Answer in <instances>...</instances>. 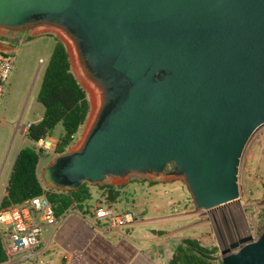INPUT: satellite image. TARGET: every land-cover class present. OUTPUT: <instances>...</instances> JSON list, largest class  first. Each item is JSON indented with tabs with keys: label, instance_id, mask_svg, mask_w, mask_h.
<instances>
[{
	"label": "water",
	"instance_id": "water-1",
	"mask_svg": "<svg viewBox=\"0 0 264 264\" xmlns=\"http://www.w3.org/2000/svg\"><path fill=\"white\" fill-rule=\"evenodd\" d=\"M0 28L56 33L72 65L69 38L99 92L98 102L78 80L92 117L80 145L43 168L45 186L138 173L185 179L200 209L239 198L241 155L264 125V0H0ZM0 51L14 47L0 41ZM220 254L264 264V230Z\"/></svg>",
	"mask_w": 264,
	"mask_h": 264
},
{
	"label": "rangeland",
	"instance_id": "rangeland-1",
	"mask_svg": "<svg viewBox=\"0 0 264 264\" xmlns=\"http://www.w3.org/2000/svg\"><path fill=\"white\" fill-rule=\"evenodd\" d=\"M44 31L38 28L19 33L0 28V33L16 37L18 42L12 51L14 68L0 103V200L18 151L32 144L26 137L27 124L37 122L44 113V106L37 100V95L57 37L54 32ZM72 71L81 81L74 63ZM91 117L89 112L67 151L80 145ZM63 133L64 127L58 124L52 137L58 140ZM57 155L53 151L41 157L39 174ZM237 176L239 198L206 210L196 206L185 179H158L153 175L133 173L129 179L117 184L121 186L122 194L114 208L134 211L138 220L142 219L132 225L130 232L159 250L160 264H167L176 244L184 237H196L206 246H217L221 257L220 250L230 243L244 236L258 239L264 230V125L258 127L248 140ZM89 187L94 198L87 200L84 208L87 205L95 208L104 200H100L99 187L91 184Z\"/></svg>",
	"mask_w": 264,
	"mask_h": 264
},
{
	"label": "trees",
	"instance_id": "trees-1",
	"mask_svg": "<svg viewBox=\"0 0 264 264\" xmlns=\"http://www.w3.org/2000/svg\"><path fill=\"white\" fill-rule=\"evenodd\" d=\"M55 45L45 67L37 100L43 104L44 113L35 123H31L26 137L32 143L18 151L5 193L0 200V210L36 196L47 195L57 219L64 216L71 208L87 212L84 203L93 198L88 183H83L77 190L62 191L45 186L41 180L38 164L44 155L35 147V142L42 136H51L58 124L64 127V133L57 140L56 153L63 154L73 144L74 139L85 124L90 112V101L72 71L70 55L66 45L55 38ZM148 181L156 184L158 181ZM106 204L118 202L122 194L121 186L113 184L96 185ZM217 246H206L196 237H184L175 246L167 264H222ZM8 256L0 240V264H5ZM20 264V263H14Z\"/></svg>",
	"mask_w": 264,
	"mask_h": 264
},
{
	"label": "crops",
	"instance_id": "crops-1",
	"mask_svg": "<svg viewBox=\"0 0 264 264\" xmlns=\"http://www.w3.org/2000/svg\"><path fill=\"white\" fill-rule=\"evenodd\" d=\"M87 207V212L72 208L56 223H44L43 247L37 250L35 258V251H28L29 260L22 259V255L16 257L18 263L33 264L30 260L34 258L35 264L41 260L44 264H160L159 250L133 235L132 225L105 231L102 221L95 218L96 207ZM46 256L48 260L44 259Z\"/></svg>",
	"mask_w": 264,
	"mask_h": 264
},
{
	"label": "built area",
	"instance_id": "built-area-1",
	"mask_svg": "<svg viewBox=\"0 0 264 264\" xmlns=\"http://www.w3.org/2000/svg\"><path fill=\"white\" fill-rule=\"evenodd\" d=\"M14 64L15 56L12 51H0V103ZM30 125L31 123L27 124V129ZM35 147L43 154H50L56 150L57 140L45 135L35 142ZM172 168L173 163H168L166 169L171 170ZM95 218L102 221L105 231H111L121 230L135 224L138 215L128 209L117 210L113 206L100 204L95 209ZM58 220L47 195L28 198L21 203L0 210V240L8 256L6 263H18L16 257L20 255L22 259L29 260L28 251H35L33 254L35 258L37 250L44 245L43 224L56 223ZM94 222L96 223V220ZM34 258L30 260L33 264H35ZM38 264H44V262L41 260Z\"/></svg>",
	"mask_w": 264,
	"mask_h": 264
},
{
	"label": "bare ground",
	"instance_id": "bare-ground-1",
	"mask_svg": "<svg viewBox=\"0 0 264 264\" xmlns=\"http://www.w3.org/2000/svg\"><path fill=\"white\" fill-rule=\"evenodd\" d=\"M62 35L65 37L64 34H62ZM65 39L67 40V43H68V46H69V50H70V53H71V57H72V61L74 63V66H75L76 71L79 73L82 82L85 84V86L89 89V91L93 95L92 97L93 98H97L98 99V102H99V92L91 84V82L87 78H85L83 76V74H82L83 72H82V69H81V66H80L79 56H78V53L76 51V48H75L74 43L71 40H69V38H67V37Z\"/></svg>",
	"mask_w": 264,
	"mask_h": 264
},
{
	"label": "flooded vegetation",
	"instance_id": "flooded-vegetation-1",
	"mask_svg": "<svg viewBox=\"0 0 264 264\" xmlns=\"http://www.w3.org/2000/svg\"><path fill=\"white\" fill-rule=\"evenodd\" d=\"M25 33V32H24ZM30 37V34L27 35V38ZM18 38V37H17ZM0 41H3L16 49V45L18 44L16 37H12L8 34L0 33Z\"/></svg>",
	"mask_w": 264,
	"mask_h": 264
}]
</instances>
